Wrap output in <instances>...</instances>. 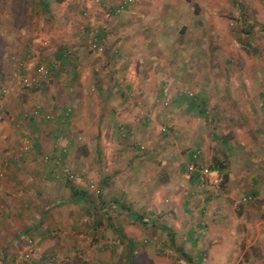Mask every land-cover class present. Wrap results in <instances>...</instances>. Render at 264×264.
I'll return each instance as SVG.
<instances>
[{
	"label": "rangeland",
	"instance_id": "rangeland-1",
	"mask_svg": "<svg viewBox=\"0 0 264 264\" xmlns=\"http://www.w3.org/2000/svg\"><path fill=\"white\" fill-rule=\"evenodd\" d=\"M94 38L100 54L88 48ZM40 66L47 75L33 82ZM178 73L181 88L155 81ZM104 74L124 75L138 88L132 99L154 111L143 122L147 108L140 104L135 130L120 125L116 145L99 142L98 153L82 143L97 139V122L85 112L77 130L64 93L74 94V79ZM149 77L152 86L141 93ZM49 94L58 105L70 103L59 135L71 142L65 159L46 152L49 144L39 147L29 127L40 113L52 119L53 112L41 111ZM93 105L96 114L101 106ZM195 151L208 168L216 160L228 174L232 161L264 176V0H0V220L20 213L33 223L44 212L57 222L46 238L40 226L8 242L0 264H14L25 250L26 263L44 250L56 251L55 264H194L181 250L200 251V264H264V228L250 230L240 203L249 196L236 176L242 172L233 169L230 185L189 186L185 168ZM211 200L222 207L220 224L206 219ZM247 206L257 211L264 201ZM196 216L203 226L192 241L186 224ZM255 220L263 222L264 213Z\"/></svg>",
	"mask_w": 264,
	"mask_h": 264
},
{
	"label": "crops",
	"instance_id": "crops-1",
	"mask_svg": "<svg viewBox=\"0 0 264 264\" xmlns=\"http://www.w3.org/2000/svg\"><path fill=\"white\" fill-rule=\"evenodd\" d=\"M159 75V74H158ZM124 75H107L105 76H99L95 75V77L90 76L88 78H83V80H86L83 83V80L81 78H77L76 80H69V84L72 83L74 84V94L70 93L69 91L65 89V92L69 93V96L67 97V94L64 93V96L66 99H69L73 101L74 105L71 107L72 111L71 113H74V118L72 120H75L74 127L79 130L83 129L85 126L83 124L80 126L78 124V120L82 119V116L87 113V118L90 119L92 122L94 120L97 122L96 123V134L95 137L97 139L93 140H88L87 137L84 138L83 144L87 145H94V148L96 149L97 144L100 142V144H113L116 145L115 143V137L117 129L120 125L122 127L124 126L128 131L132 132L136 128L135 124L139 120V107L140 104H145L146 103L141 100H137L138 98H135L134 100L132 97L137 95V86L133 85V82L126 81V78ZM167 78V75H161L157 78H155L156 83H159L162 87L164 86L161 81H169L170 85L172 84L170 81H173L175 85H178V87L181 88V73H178V75L175 78ZM132 81H134V78L130 77ZM151 77L145 79L144 84L141 85L140 92L142 93L143 91H149V87L152 86L151 82ZM154 81V84H155ZM94 82L95 84H92ZM135 82V81H134ZM158 84V85H159ZM125 87V91L121 92V88L119 87ZM98 88L99 91L97 90L96 93H92L91 89ZM173 89V88H172ZM170 90V95L172 96V100L175 104H177L176 99L173 98L175 96V90ZM51 93L53 92L50 89ZM77 91V92H76ZM79 91V94H77ZM161 92V89H160ZM159 92V93H160ZM54 94V93H53ZM57 94V93H56ZM145 96H150L152 94H148V92L144 93ZM49 99L46 101L45 105L42 106V110L44 112H47L51 115V120H47L46 118L43 117V114H39L37 120L32 119L30 122L29 127L33 128L34 131L37 133L35 135L37 142L39 143V147L42 146L43 144H49V147L47 148L48 151H50V155H55L59 159H65L66 158V146L71 144L70 139L64 138V140L61 141V132L65 131L64 129L67 127L66 124L69 121V118H66L67 115H69L68 112H66V106H70V103H59L57 100H53L52 95H48ZM60 99V98H59ZM53 100V101H52ZM62 101V100H61ZM176 101V102H175ZM94 102L98 103V106H101V108H98V112L95 114L96 108ZM139 103V104H138ZM144 106V105H143ZM142 107V106H141ZM147 109H146V108ZM144 109H146L144 114L142 115L144 117L143 122H146L149 120V118H153L152 114L154 111V108L152 106H145ZM158 111V110H157ZM80 113V114H79ZM142 113V112H141ZM71 115V114H70ZM67 121V122H66ZM102 121V124L99 122ZM98 129V130H97ZM104 130V131H103ZM100 131V132H99ZM100 133V135H99ZM60 135V136H59ZM100 136V137H99ZM60 139V141H59ZM65 144V146H64ZM38 146V145H37ZM63 146V147H62ZM105 150V149H104ZM104 150L101 152L104 153ZM96 151L99 153V149H96ZM127 152V151H126ZM132 153V152H131ZM192 154V153H191ZM230 160V159H229ZM190 161H191V155H190ZM190 161L187 163V165L190 163ZM231 162V163H230ZM229 162V168H228V181L229 185L231 184L232 179L235 177L233 175L234 171L233 169L240 170L242 174L240 173L239 175L236 174V176L240 177V180L238 181L241 184L246 185L248 190L249 196L251 199L246 202H240L242 206H244V212L248 215L246 220L250 221L249 227L250 230L253 229V227L257 228V233L259 234V231L264 228V221L263 222H258L255 223V218H261L264 213V206L262 208H258L257 211H251L249 207L247 206V203L259 199L264 201V176L261 175L263 172H260V175L258 176L257 173H255L251 168H247L245 164H240V165H235L232 161ZM187 165H186V171H187ZM250 167V166H248ZM211 169V167H209ZM254 169V168H253ZM262 169H264V162L262 163ZM213 170V169H211ZM51 172H48V177L50 176ZM221 174V173H220ZM235 174V173H234ZM193 177H192V176ZM188 175V180H187V185L191 184H196L198 186L201 183H206L208 186H216L211 184L210 182H201L198 178V174L194 173ZM42 176V175H41ZM46 175L44 174L42 177H45ZM260 177V178H259ZM263 178V180L261 179ZM43 186L44 183H40ZM57 184V182L55 183ZM193 186V185H192ZM43 189V188H42ZM42 189L40 188L39 191L42 192ZM44 197L45 193H42ZM55 194H48L46 198H55ZM45 199V198H44ZM213 200L210 201V203ZM241 201V198L240 200ZM215 201H213L214 203ZM217 203V204H216ZM227 206H229L228 201L224 202ZM219 202H215L212 205V210L213 212H209L207 214V221L209 224H220L222 221H224L223 218L220 217V210L221 206L218 207ZM218 207V208H217ZM220 208V209H219ZM214 213V214H213ZM20 213H17L15 216L9 215L8 218L4 220H0V240L1 241H6L5 244L0 246V255H4L5 249L9 246L8 242H18L20 239H23L29 232H33L34 230L38 229L40 226L46 227L45 232L40 231L41 239L43 238L42 235L45 234V238L49 236L50 234L52 235L51 228L53 225H55L57 222L56 220H51L48 214L43 215L44 212L42 213V216L38 217L37 221H34L33 223L31 222H26V220H22L21 217H19ZM51 214V213H50ZM220 214V215H219ZM197 217V218H196ZM195 219L197 220L196 222H192L188 219L187 225V230L186 234L188 238H191L192 241H196L197 235L195 238L191 237V234L194 233L193 231L196 229V227L201 228L203 226V222L200 220L201 217L196 216ZM252 218V220H251ZM186 220V219H185ZM255 220V221H254ZM259 220V219H258ZM201 221V222H200ZM185 224V222L183 223ZM196 225V226H195ZM259 227V229H258ZM263 239H264V233L262 231L261 233ZM40 240V238L38 239ZM11 244V243H10ZM25 246V245H24ZM5 248V249H3ZM7 252V251H6ZM56 253V251H48L45 252L44 250H37L35 254H33V258L30 262H27L26 264H55L53 256ZM184 254H186L190 260V263L194 261V264H200L199 262L202 259L203 254L199 251H194L192 254H190L188 251H183ZM227 255V254H226ZM229 255V254H228ZM52 258L53 263L49 261L48 259ZM186 261V259H185ZM187 262V261H186ZM12 264V263H11Z\"/></svg>",
	"mask_w": 264,
	"mask_h": 264
},
{
	"label": "built area",
	"instance_id": "built-area-1",
	"mask_svg": "<svg viewBox=\"0 0 264 264\" xmlns=\"http://www.w3.org/2000/svg\"><path fill=\"white\" fill-rule=\"evenodd\" d=\"M116 11H120V9L117 8ZM94 42H91L89 43L88 45V48L91 52H95V53H101L102 50H103V47L102 45H100L99 43L97 44L96 42L97 39L94 38L93 39ZM47 75V70L46 68H44V66H40L38 69H37V74L35 75V79H32L33 82H37L40 78H45ZM25 84L28 83V81L25 79L23 81ZM200 155H199V151H195L191 154V161L190 163L187 165V173L189 175L191 174H194V173H197L198 174V178L201 182H210L211 184L213 185H220L221 183V180H222V176L221 174L216 171V170H211L210 168H208L207 166H203L200 162ZM67 177L69 179L72 178V176L70 175V173L67 171V170H64ZM250 200V198H243V201L246 202ZM30 251L26 252L23 251L21 253H19L17 255V258L14 262V264H24V262L26 261V259L29 257Z\"/></svg>",
	"mask_w": 264,
	"mask_h": 264
},
{
	"label": "trees",
	"instance_id": "trees-1",
	"mask_svg": "<svg viewBox=\"0 0 264 264\" xmlns=\"http://www.w3.org/2000/svg\"><path fill=\"white\" fill-rule=\"evenodd\" d=\"M211 169H213V170H216V171H218L219 173H221V176H222V180H221V185L222 184H224L225 182H227V180H228V174L226 173V172H222V170L224 169V166L222 167V165L220 164V163H218V161H213V165L211 166ZM192 176V175H191ZM193 177V176H192ZM71 185V184H70ZM69 189L71 190V193H72V195H73V198L74 199H80V197H82L83 195H82V192H80L79 190H77L74 186H69ZM82 195V196H81ZM127 216L129 217V218H131L132 220H134V221H138V220H140V217L138 216V215H136V214H134V213H127ZM168 241H169V243H170V245H175L174 244V238H173V236H172V234L171 233H169L168 234ZM133 244H132V242L131 241H129L128 242V246H129V248H130V255H129V258L130 257H132V249H133V246H132ZM180 253L184 256V258L190 263V260H189V258H188V256L186 255V254H184L183 252H181V250H180ZM26 263V262H25Z\"/></svg>",
	"mask_w": 264,
	"mask_h": 264
}]
</instances>
